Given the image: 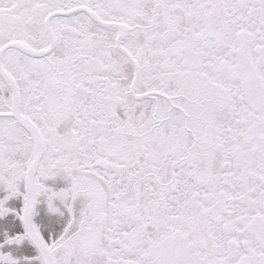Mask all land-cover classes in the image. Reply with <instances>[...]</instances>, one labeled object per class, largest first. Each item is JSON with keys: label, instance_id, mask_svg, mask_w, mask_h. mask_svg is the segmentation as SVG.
<instances>
[{"label": "flooded vegetation", "instance_id": "af4514ba", "mask_svg": "<svg viewBox=\"0 0 264 264\" xmlns=\"http://www.w3.org/2000/svg\"><path fill=\"white\" fill-rule=\"evenodd\" d=\"M0 264H264V0H0Z\"/></svg>", "mask_w": 264, "mask_h": 264}, {"label": "rangeland", "instance_id": "374dc122", "mask_svg": "<svg viewBox=\"0 0 264 264\" xmlns=\"http://www.w3.org/2000/svg\"><path fill=\"white\" fill-rule=\"evenodd\" d=\"M70 258H75V256L72 254V252H70Z\"/></svg>", "mask_w": 264, "mask_h": 264}, {"label": "water", "instance_id": "95a60500", "mask_svg": "<svg viewBox=\"0 0 264 264\" xmlns=\"http://www.w3.org/2000/svg\"><path fill=\"white\" fill-rule=\"evenodd\" d=\"M30 205H31V206L33 205L32 202H30ZM29 215H30V213H27V214H26V218L29 217Z\"/></svg>", "mask_w": 264, "mask_h": 264}]
</instances>
